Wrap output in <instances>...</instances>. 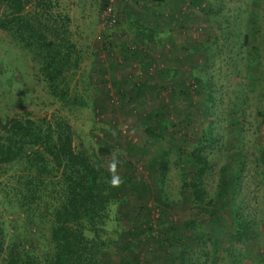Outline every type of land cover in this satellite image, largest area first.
I'll list each match as a JSON object with an SVG mask.
<instances>
[{"label": "rangeland", "instance_id": "obj_1", "mask_svg": "<svg viewBox=\"0 0 264 264\" xmlns=\"http://www.w3.org/2000/svg\"><path fill=\"white\" fill-rule=\"evenodd\" d=\"M142 1L150 4V9L162 6L166 10L165 5H157V0H51V12L66 19L79 54L77 67L66 72L69 91L66 101L52 94L33 52L0 28V117L5 120L11 116H29L39 121L62 116L71 126L76 150L96 156L106 146L112 152L107 167L147 184V193L127 187L126 195L131 206L149 208L148 215L157 228L156 219L163 213L157 209L161 207L157 205L160 184H157V167H149L157 156V142L147 135L141 122L145 113L164 106V102L152 86L137 91L133 83L137 80L135 72H140L147 59L138 50L128 51L123 42L129 40L140 45L135 36L138 31L142 34V45L162 50L160 45L169 43L168 37L173 36V45L165 54L169 58L167 64L175 67V57L180 58L188 72L203 82L201 91L208 101V114L199 126L198 111L196 114L190 111L194 109L188 105L189 99H177L178 109L183 107L192 116L184 121V133L206 137L202 148L209 163L203 176L207 194L214 196L219 167L229 154L241 148L245 169L237 202L242 214L253 222L248 237L228 241V235H224L216 250L207 228L196 231L197 237L189 236L194 245L191 253H201L202 264H264V0H206V10L188 4L189 0L181 4L173 0L180 19L165 16L158 32L157 25L152 23L140 29L142 21L130 15V6L145 12L138 7ZM110 4L114 19L105 24L101 14ZM185 13L188 19L183 21ZM180 23L186 29L184 35L178 34ZM151 67L153 73L155 66ZM128 69L130 77L125 74ZM163 95L167 93L164 91ZM110 97L116 98L118 104L109 101ZM176 113L172 109L169 116L175 118ZM195 127L197 133L193 134ZM201 130L207 131L206 134ZM235 156L238 162L243 161L242 154ZM165 158L168 169L161 179V193L172 201V217H184L188 205L178 201L182 181L174 147ZM23 171L22 163L0 165V238L4 237L7 244L17 233L25 232L30 241L38 238L39 245L48 235L49 223L40 222V229L33 232L35 223L15 203L16 176ZM9 197L13 204L9 203ZM40 209L43 210L41 206ZM116 213L117 207L112 205L103 235L118 241L121 237L118 231L137 221L117 220ZM110 248L113 250L114 243ZM146 256L144 251L141 263ZM2 258L4 252L0 251V264ZM111 259L113 264H123L120 254L113 252Z\"/></svg>", "mask_w": 264, "mask_h": 264}, {"label": "trees", "instance_id": "obj_2", "mask_svg": "<svg viewBox=\"0 0 264 264\" xmlns=\"http://www.w3.org/2000/svg\"><path fill=\"white\" fill-rule=\"evenodd\" d=\"M162 1L157 0V4ZM184 1L177 0L176 4ZM173 3L170 0L169 5H165L166 10L159 9L150 16L146 15L141 29L152 23L157 25L158 32L165 16L177 20L180 11L174 8ZM188 4L202 10L208 6L206 0H189ZM187 15L185 13L181 19L186 21ZM113 19L114 14L110 20ZM0 28L33 52L52 94L66 101L69 95L66 72L77 67L79 54L70 38L66 19L51 12V0H0ZM185 32L180 23L178 34L184 35ZM136 38L141 42L138 46L129 40L123 42L127 44L128 51L138 50L147 59L140 72H135L137 80L133 83L137 91L144 90L146 85L152 86L164 102V106H157V110L142 116L143 129L157 142V156L151 160L149 167H157V184L161 185L168 169L165 155L171 147L175 148V162L182 181L178 201L188 205V213L184 217L173 218L170 214L172 201L162 195V185H157V205L161 206L157 209L163 213L162 217L158 215L155 228L156 224L148 215L149 208L131 206L126 195L127 187L147 193V184L132 180L126 174L119 175L114 168L107 167L112 152L106 146L96 156L76 150L71 126L64 117L42 118L39 121L29 116H11L5 120L0 117V165L22 163L24 170L16 176L15 203L28 215L29 221L35 223L33 232L40 229V222L49 223L48 235L39 245L38 238L30 241L25 232L17 233L7 244L1 237L3 264H113V252L120 254L123 264H140L144 251L147 256L141 264H202L199 260L202 254L191 253L194 245L189 236H195L196 231L208 229L213 237L210 239L213 250L222 244L224 235L232 241L244 239L251 232L253 222L242 214L237 202L245 169L242 149L236 148L235 153L226 157L218 170L215 194L208 196L203 180L209 168L202 148L206 137L197 138L183 131L184 121L192 116L189 110L178 109L177 99H189L188 105L194 109L190 111L199 112L195 114L200 126L204 115L208 114V101L204 100L201 91L203 82L188 72L180 58L175 57V67L167 64L169 58L165 54L173 45L172 38L169 43L160 45L162 50L161 47L151 50L144 43L142 45V34L139 32ZM155 60L157 62L154 63ZM151 65L155 66L153 73ZM151 73L153 76H149ZM109 101L118 104L114 97H110ZM172 109L177 112L175 118L169 116ZM196 130L197 127L193 129V134L197 133ZM201 132L206 134L207 131ZM239 153L242 154V162H238L235 156ZM8 201L13 204L10 197ZM112 205L117 207V220L137 221L131 223V227L118 231L121 236L118 241L103 235ZM111 243H114L113 250Z\"/></svg>", "mask_w": 264, "mask_h": 264}, {"label": "crops", "instance_id": "obj_3", "mask_svg": "<svg viewBox=\"0 0 264 264\" xmlns=\"http://www.w3.org/2000/svg\"><path fill=\"white\" fill-rule=\"evenodd\" d=\"M169 1H170V0H163L162 3L160 2V3L157 4V5H160V6H161L162 4H163V6H164V5H167V4L169 5ZM129 4H132V2H130ZM148 5H150V4H146L145 2L142 1V3L140 4V6H138V7L144 8L143 10H145V12H141V9L138 8V10H136L133 6H130V8H131L132 11L129 12V13H131V14H130L131 16L135 15V19H136V20H139V21H142V22H143V21L145 20L144 18H145L146 15L150 16L152 12H158V11H159V9H156V10H155V9H153V8H152V9L148 8ZM150 6H151V5H150ZM161 8H162V6H161ZM161 8H160V9H161ZM129 13H128V14H129ZM141 27H142V26H140V29H141ZM137 35H138V31L136 32L135 36H137ZM171 37H172V36H169L168 39H170ZM136 39H137V38H136ZM129 71H130V70L128 69V70H127V73H125V74L127 75V77L131 76V72H129ZM124 76H125V75H124ZM125 78H126V77H125ZM150 79H151V78H150Z\"/></svg>", "mask_w": 264, "mask_h": 264}, {"label": "built area", "instance_id": "obj_4", "mask_svg": "<svg viewBox=\"0 0 264 264\" xmlns=\"http://www.w3.org/2000/svg\"><path fill=\"white\" fill-rule=\"evenodd\" d=\"M112 7L111 4L106 6L105 9L102 11L101 17L103 19V22L106 23H111L113 20H110L112 14ZM114 101V99H112Z\"/></svg>", "mask_w": 264, "mask_h": 264}]
</instances>
